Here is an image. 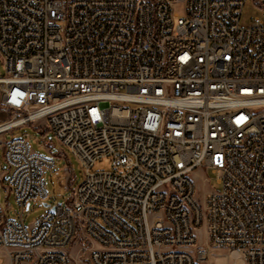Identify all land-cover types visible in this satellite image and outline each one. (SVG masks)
I'll return each mask as SVG.
<instances>
[{
	"label": "built area",
	"instance_id": "1",
	"mask_svg": "<svg viewBox=\"0 0 264 264\" xmlns=\"http://www.w3.org/2000/svg\"><path fill=\"white\" fill-rule=\"evenodd\" d=\"M245 1L0 0V147L20 211L0 207L5 264H73V249L83 264H203V224L234 264H264V19L242 28ZM39 122L83 176L26 226L56 163L3 135ZM208 169L220 188L199 204Z\"/></svg>",
	"mask_w": 264,
	"mask_h": 264
},
{
	"label": "rangeland",
	"instance_id": "2",
	"mask_svg": "<svg viewBox=\"0 0 264 264\" xmlns=\"http://www.w3.org/2000/svg\"><path fill=\"white\" fill-rule=\"evenodd\" d=\"M173 11L179 16L184 15L183 5L176 3ZM255 17L264 19V9L259 7L253 0H247L242 6L239 25L242 28L248 27ZM5 68L0 56V76L4 75ZM11 112L0 103V122L9 119ZM27 136L32 149L55 160L53 169H46L43 174L45 187L48 193L46 201L31 203L29 208L22 213V221L26 226L46 210L55 204L67 205L73 190L81 182L83 173L77 158L65 147L61 146L55 139L52 132L47 129L45 123H27L26 125L15 128L3 135L5 140L12 137ZM112 169V159L110 157L97 160L94 163L93 170ZM8 166L3 158V151L0 147V207L5 216L19 220L20 211L14 201V196L7 188V178L9 176ZM206 178V182L203 181ZM195 198L201 204L202 195L209 189L218 190L220 185L217 183L216 175L209 169L206 171H197L194 176ZM47 204V205H45ZM197 243L202 248H207V259L203 264H234V260L239 256L240 251L229 249L227 247H212L206 243V228L201 225L197 231ZM208 246V247H207ZM73 264H83L77 261L76 250H72ZM6 259L0 250V264H5Z\"/></svg>",
	"mask_w": 264,
	"mask_h": 264
},
{
	"label": "water",
	"instance_id": "3",
	"mask_svg": "<svg viewBox=\"0 0 264 264\" xmlns=\"http://www.w3.org/2000/svg\"><path fill=\"white\" fill-rule=\"evenodd\" d=\"M45 205H47V204H45Z\"/></svg>",
	"mask_w": 264,
	"mask_h": 264
}]
</instances>
